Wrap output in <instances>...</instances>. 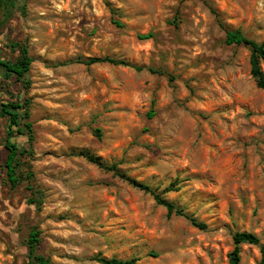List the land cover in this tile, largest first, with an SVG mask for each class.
Returning a JSON list of instances; mask_svg holds the SVG:
<instances>
[{"label":"rangeland","instance_id":"rangeland-1","mask_svg":"<svg viewBox=\"0 0 264 264\" xmlns=\"http://www.w3.org/2000/svg\"><path fill=\"white\" fill-rule=\"evenodd\" d=\"M227 29L263 42L264 0L17 2L0 23V59L15 62L13 43L27 44L31 86L0 69V108L29 101L34 142L12 140L33 151L13 187L0 114V264H31L35 228L52 264H229L236 232L264 245V90L250 48L225 44ZM93 57L132 67L78 62ZM80 151L158 193L179 183L164 196L207 228ZM240 249V264L260 262L259 246Z\"/></svg>","mask_w":264,"mask_h":264},{"label":"trees","instance_id":"trees-1","mask_svg":"<svg viewBox=\"0 0 264 264\" xmlns=\"http://www.w3.org/2000/svg\"><path fill=\"white\" fill-rule=\"evenodd\" d=\"M9 1L5 4L0 0V7L4 5L3 9L6 8L5 12H2V15L8 13L6 18L1 19V25H4V21L7 18H10L13 8L16 6L17 2ZM1 12V9H0ZM1 16V14H0ZM118 26H122L121 23L117 22ZM154 35L149 33L147 35H141L139 38L143 40H148L153 38ZM225 44L232 46H246L251 50L250 64H251V75L256 82V85L259 89L264 90V71L262 67L264 66V41L261 43L256 42L248 38L240 29H227L225 36ZM12 47L17 49L20 52V56L15 62H9L0 59V69L4 72L6 78L15 76L16 80L19 83H22L23 87L28 89L31 86V81L29 79V73L31 70V65L34 59L30 55L29 47L27 44L13 43ZM86 66H93L96 64H110L113 66H123V67H132L128 62L123 60H118L112 57H93L85 60L78 61ZM141 70V68H137ZM151 72L156 73L154 69H151ZM1 116L7 117L8 119V130H7V140L6 148L8 150V156L5 162V169L8 176V180L13 187H16L20 183V168L23 165V158L32 157L33 151L31 147L29 149L21 150L18 145L14 144L12 140L18 136H26L29 141V145L32 146L34 142V130L33 124L30 121L31 112L29 109V101L23 102L18 100L17 102L12 103H2L0 108ZM154 114L151 113V116ZM96 133L100 136V131L97 130ZM78 156L85 158L88 162L97 165L100 169H103L107 172H112L116 176L127 181L133 187L150 193L155 201L165 207L168 210L169 215H176L180 217L187 218L195 227L205 230L207 225L205 223L199 222L194 217L188 215L184 208L178 206L176 203L167 200L164 196L169 192H177L179 188L176 186L179 183H174L170 187L166 188L162 193H158L151 186L143 184L136 179L128 177L125 173H122L117 165H104L100 160L92 153L88 151H80L77 153ZM29 176H32L29 173ZM40 234L41 232L35 228L30 231L28 236V249H29V258L31 264H52L50 258L38 252V246L40 244ZM233 241L235 244L234 250L229 255V264H240L241 262V249L242 244L254 245L260 247L261 260L258 264H264V245L260 244V239L253 233L250 232H236L233 235ZM99 264H137L139 258H131L129 260H121L118 258H105L101 256L94 257L93 259Z\"/></svg>","mask_w":264,"mask_h":264}]
</instances>
